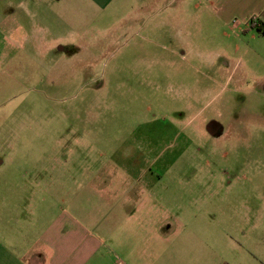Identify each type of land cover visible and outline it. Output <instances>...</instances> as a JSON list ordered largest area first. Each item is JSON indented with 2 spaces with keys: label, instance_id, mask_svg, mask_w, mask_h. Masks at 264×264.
I'll use <instances>...</instances> for the list:
<instances>
[{
  "label": "rangeland",
  "instance_id": "rangeland-1",
  "mask_svg": "<svg viewBox=\"0 0 264 264\" xmlns=\"http://www.w3.org/2000/svg\"><path fill=\"white\" fill-rule=\"evenodd\" d=\"M259 6L118 0L73 38L40 18L36 48L0 58V208L39 233L62 218L102 235L141 195L140 175L205 251L264 263Z\"/></svg>",
  "mask_w": 264,
  "mask_h": 264
},
{
  "label": "crops",
  "instance_id": "crops-1",
  "mask_svg": "<svg viewBox=\"0 0 264 264\" xmlns=\"http://www.w3.org/2000/svg\"><path fill=\"white\" fill-rule=\"evenodd\" d=\"M117 1L0 0L2 62L10 54L13 56L22 50L25 42L32 43L36 48L38 38L35 28L39 29L40 18L49 24L56 22L70 27L67 37L73 38L86 34L89 26L102 19ZM259 11V23H252V30L256 33L258 31L254 26L264 23V0H260ZM45 28L47 35L53 34L52 28ZM52 38L61 40L66 37L53 35ZM151 163L153 165L148 167V171H153L156 165L152 159ZM163 169L165 172L168 170L167 167ZM144 180L139 175L133 181L131 187L136 185L140 188L141 195L136 194L135 197L130 194L133 200L130 210L119 211V222L115 227H108L106 232L103 230L102 235L96 234L97 225L81 221L68 224L62 218L53 219L40 233L35 224L26 229L19 224L20 216L11 214L8 199H3L8 204L0 208V264H252L234 258L232 254L233 259L221 258L217 243L207 244L208 252L205 251V243L193 239L196 236L193 227L189 228L181 221L172 224L170 212L157 207L153 189L149 188L151 183H144ZM83 183L89 186L90 179L84 177ZM98 184L97 190H102L100 186L104 181ZM173 217L180 220L181 215ZM231 243L234 244L232 238L228 249ZM251 255L257 258L255 253Z\"/></svg>",
  "mask_w": 264,
  "mask_h": 264
},
{
  "label": "trees",
  "instance_id": "trees-1",
  "mask_svg": "<svg viewBox=\"0 0 264 264\" xmlns=\"http://www.w3.org/2000/svg\"><path fill=\"white\" fill-rule=\"evenodd\" d=\"M258 33L264 37V23L254 26Z\"/></svg>",
  "mask_w": 264,
  "mask_h": 264
},
{
  "label": "built area",
  "instance_id": "built-area-1",
  "mask_svg": "<svg viewBox=\"0 0 264 264\" xmlns=\"http://www.w3.org/2000/svg\"><path fill=\"white\" fill-rule=\"evenodd\" d=\"M119 264H121V263H119Z\"/></svg>",
  "mask_w": 264,
  "mask_h": 264
}]
</instances>
